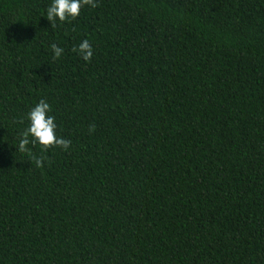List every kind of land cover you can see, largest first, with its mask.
<instances>
[{
	"label": "trees",
	"instance_id": "trees-1",
	"mask_svg": "<svg viewBox=\"0 0 264 264\" xmlns=\"http://www.w3.org/2000/svg\"><path fill=\"white\" fill-rule=\"evenodd\" d=\"M49 2L0 0V264H264V0Z\"/></svg>",
	"mask_w": 264,
	"mask_h": 264
},
{
	"label": "clouds",
	"instance_id": "clouds-1",
	"mask_svg": "<svg viewBox=\"0 0 264 264\" xmlns=\"http://www.w3.org/2000/svg\"><path fill=\"white\" fill-rule=\"evenodd\" d=\"M82 2L83 0H50L45 9L46 19L53 24L57 21L64 22L75 19L80 13ZM88 2L91 3V0ZM50 48L54 59L61 56L63 52L61 47L53 43ZM73 50L85 61H88L92 56L91 46L86 39L82 40ZM50 111V105L45 99H40L29 109L25 116L27 126L18 138L20 151H24L29 143L40 145L45 151L51 146L59 147L62 150L68 148L69 141L56 134L57 124ZM41 163L39 158L35 159L37 167L41 166Z\"/></svg>",
	"mask_w": 264,
	"mask_h": 264
}]
</instances>
